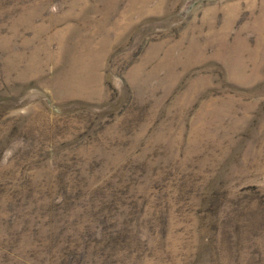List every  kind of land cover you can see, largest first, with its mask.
<instances>
[{"label":"rangeland","instance_id":"obj_1","mask_svg":"<svg viewBox=\"0 0 264 264\" xmlns=\"http://www.w3.org/2000/svg\"><path fill=\"white\" fill-rule=\"evenodd\" d=\"M0 264H264V0H0Z\"/></svg>","mask_w":264,"mask_h":264}]
</instances>
